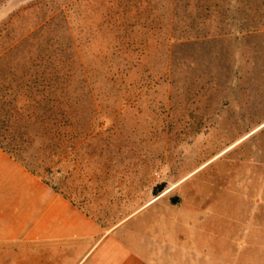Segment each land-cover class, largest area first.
<instances>
[{"label": "rangeland", "instance_id": "rangeland-1", "mask_svg": "<svg viewBox=\"0 0 264 264\" xmlns=\"http://www.w3.org/2000/svg\"><path fill=\"white\" fill-rule=\"evenodd\" d=\"M41 1L0 0V40L70 61L81 140L54 183L155 262L264 264V0H45L50 31L27 38L37 20L15 15Z\"/></svg>", "mask_w": 264, "mask_h": 264}, {"label": "trees", "instance_id": "trees-1", "mask_svg": "<svg viewBox=\"0 0 264 264\" xmlns=\"http://www.w3.org/2000/svg\"><path fill=\"white\" fill-rule=\"evenodd\" d=\"M178 1L174 0V9ZM184 1L207 7L218 0ZM44 7L45 0H42L15 15L14 19L21 22L28 17L37 20L27 38L50 31L56 11H45L50 15L40 17ZM22 39L23 36L8 43L0 40V149L72 203L60 188L64 181L61 186L54 183L67 159L76 164L81 140L78 122L71 121L73 117L68 113L70 105L78 101L71 97L70 61L61 60L57 55L45 59L18 52ZM67 128H70L68 132Z\"/></svg>", "mask_w": 264, "mask_h": 264}, {"label": "crops", "instance_id": "crops-1", "mask_svg": "<svg viewBox=\"0 0 264 264\" xmlns=\"http://www.w3.org/2000/svg\"><path fill=\"white\" fill-rule=\"evenodd\" d=\"M148 241L124 227L104 233L0 149V251L17 257L9 264H245L228 252L214 259V248L202 262L177 259L176 253L173 260L164 254L163 261L159 256L155 262ZM23 244L30 247L29 258L22 257Z\"/></svg>", "mask_w": 264, "mask_h": 264}, {"label": "water", "instance_id": "water-1", "mask_svg": "<svg viewBox=\"0 0 264 264\" xmlns=\"http://www.w3.org/2000/svg\"><path fill=\"white\" fill-rule=\"evenodd\" d=\"M176 203H177V199H174V200H173V204H176Z\"/></svg>", "mask_w": 264, "mask_h": 264}]
</instances>
